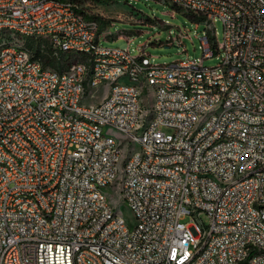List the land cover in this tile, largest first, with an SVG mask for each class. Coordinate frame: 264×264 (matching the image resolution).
Here are the masks:
<instances>
[{
	"label": "built area",
	"instance_id": "obj_1",
	"mask_svg": "<svg viewBox=\"0 0 264 264\" xmlns=\"http://www.w3.org/2000/svg\"><path fill=\"white\" fill-rule=\"evenodd\" d=\"M100 1L0 0V264H264V0H161L212 67L103 46Z\"/></svg>",
	"mask_w": 264,
	"mask_h": 264
},
{
	"label": "rangeland",
	"instance_id": "obj_2",
	"mask_svg": "<svg viewBox=\"0 0 264 264\" xmlns=\"http://www.w3.org/2000/svg\"><path fill=\"white\" fill-rule=\"evenodd\" d=\"M92 13L109 22L102 27L107 34L100 39L106 47L127 49L137 55L139 48L153 64H165L189 58L205 67L215 66L221 52L203 58L200 37L207 31L206 22L179 10L170 2L161 0H101L90 7ZM214 38L217 45L223 40V25L214 21ZM119 210L129 226L134 224L130 209L121 203ZM208 223L205 215L201 217Z\"/></svg>",
	"mask_w": 264,
	"mask_h": 264
},
{
	"label": "trees",
	"instance_id": "obj_3",
	"mask_svg": "<svg viewBox=\"0 0 264 264\" xmlns=\"http://www.w3.org/2000/svg\"><path fill=\"white\" fill-rule=\"evenodd\" d=\"M188 15H190L192 17L191 14H188ZM93 18H95L99 22L100 29L102 27H104L109 22V20H106L105 18H103L102 16H99V15H93ZM192 18H194V17H192Z\"/></svg>",
	"mask_w": 264,
	"mask_h": 264
}]
</instances>
